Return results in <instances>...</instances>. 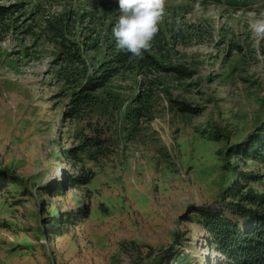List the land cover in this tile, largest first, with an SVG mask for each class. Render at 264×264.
Instances as JSON below:
<instances>
[{"label": "rangeland", "instance_id": "rangeland-1", "mask_svg": "<svg viewBox=\"0 0 264 264\" xmlns=\"http://www.w3.org/2000/svg\"><path fill=\"white\" fill-rule=\"evenodd\" d=\"M99 2L118 5L0 0V170L13 177L0 193V264H155L171 248L222 264L198 210L236 219L235 187L264 208V162L242 151L264 135V40L248 27L264 0H166L158 57L190 77L134 68L82 93L115 53L108 23L91 35L79 20L101 17ZM67 6L76 21L61 36L50 24Z\"/></svg>", "mask_w": 264, "mask_h": 264}, {"label": "trees", "instance_id": "trees-1", "mask_svg": "<svg viewBox=\"0 0 264 264\" xmlns=\"http://www.w3.org/2000/svg\"><path fill=\"white\" fill-rule=\"evenodd\" d=\"M201 3L207 1H215L217 3L224 1L232 8H239L251 4L255 0H199ZM95 10H103V14L95 12L92 14L81 15L79 17L80 23L85 24L90 28V34L96 35L101 31L104 24L108 23L107 29L110 31L114 26L108 15L113 10H118L119 6L115 4L97 3L94 6ZM63 13L55 14L52 18L54 22L51 30L58 32L61 36H65L70 22L75 23L76 15L72 12L70 7L64 8ZM110 27V28H109ZM99 34V33H98ZM97 34V35H98ZM162 38H164L159 30V33L152 41V47L145 52L143 58L133 57L131 53L124 51H117L114 45H109L115 53L112 56L110 66L102 65L100 67V74L97 77H92L83 85L82 93L86 89L95 90L102 87L112 76L123 71H128L134 68H158L163 71L173 72L178 74L181 78L190 77V70L181 65H164L159 60V55L163 49ZM65 54L69 58L79 59V47L72 45V47L65 46ZM88 95H79L75 100L81 103ZM181 111H188L190 108L182 103H179ZM251 142L249 149L243 152L252 156L255 160L264 162V135H259ZM253 143V144H252ZM236 150V149H235ZM73 153V152H72ZM12 175L8 171L0 170V193L5 188L8 182H12ZM81 180V179H80ZM78 182V181H77ZM72 184H76V180H71ZM57 188L55 191H58ZM233 196L237 198V202L229 203L230 212L233 213L236 219L228 218L220 209H199L200 222L207 230L208 242L220 254L222 264H264V208H261L260 199L256 196H251L250 193L241 195L238 187L232 192ZM238 196H241L238 199ZM67 225L74 224V218L67 217ZM51 235H61L64 231L65 224L60 223V218H55L50 221ZM189 254H178L174 249H169L163 252L161 256L155 261V264H193L189 258Z\"/></svg>", "mask_w": 264, "mask_h": 264}, {"label": "clouds", "instance_id": "clouds-1", "mask_svg": "<svg viewBox=\"0 0 264 264\" xmlns=\"http://www.w3.org/2000/svg\"><path fill=\"white\" fill-rule=\"evenodd\" d=\"M118 19L111 29L117 51L143 58L165 19L166 0H118ZM248 27L254 40H264V12L251 13Z\"/></svg>", "mask_w": 264, "mask_h": 264}]
</instances>
